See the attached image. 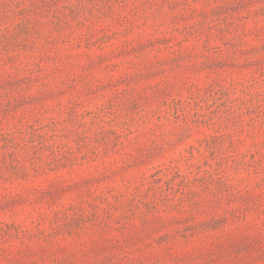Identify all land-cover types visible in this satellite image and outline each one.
Segmentation results:
<instances>
[{"label": "rangeland", "instance_id": "rangeland-1", "mask_svg": "<svg viewBox=\"0 0 264 264\" xmlns=\"http://www.w3.org/2000/svg\"><path fill=\"white\" fill-rule=\"evenodd\" d=\"M0 264H264V0H0Z\"/></svg>", "mask_w": 264, "mask_h": 264}]
</instances>
